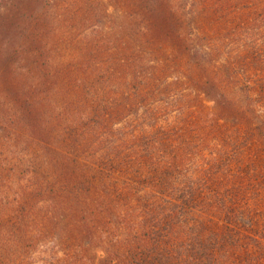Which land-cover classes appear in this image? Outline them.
<instances>
[{
    "label": "trees",
    "instance_id": "trees-1",
    "mask_svg": "<svg viewBox=\"0 0 264 264\" xmlns=\"http://www.w3.org/2000/svg\"><path fill=\"white\" fill-rule=\"evenodd\" d=\"M0 264H264V0H0Z\"/></svg>",
    "mask_w": 264,
    "mask_h": 264
}]
</instances>
